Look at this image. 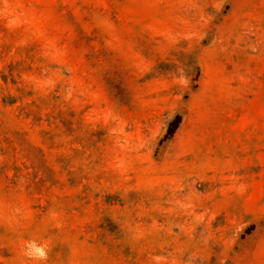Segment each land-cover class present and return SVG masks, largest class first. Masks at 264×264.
Masks as SVG:
<instances>
[{"label":"rangeland","instance_id":"obj_1","mask_svg":"<svg viewBox=\"0 0 264 264\" xmlns=\"http://www.w3.org/2000/svg\"><path fill=\"white\" fill-rule=\"evenodd\" d=\"M0 264H264V0H0Z\"/></svg>","mask_w":264,"mask_h":264}]
</instances>
